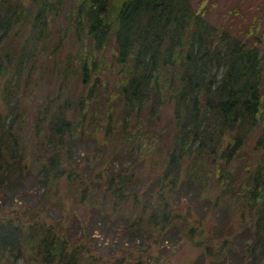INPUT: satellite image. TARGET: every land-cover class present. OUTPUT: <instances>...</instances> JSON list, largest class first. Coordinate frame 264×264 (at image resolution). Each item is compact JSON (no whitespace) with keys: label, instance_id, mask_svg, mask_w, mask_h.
I'll list each match as a JSON object with an SVG mask.
<instances>
[{"label":"trees","instance_id":"1","mask_svg":"<svg viewBox=\"0 0 264 264\" xmlns=\"http://www.w3.org/2000/svg\"><path fill=\"white\" fill-rule=\"evenodd\" d=\"M64 1L0 0V187L5 200L20 203L26 194L38 198L35 207L21 213L0 214V264H141L144 246L173 242L175 234L187 235L215 264H264V27L259 30L260 20L244 34L231 33L211 19L216 0H70L66 24L57 33L62 35L58 40L73 36L69 55L77 58L78 65L63 68L58 92L39 110L34 126L37 140L29 152L21 148L22 128L9 118L16 107L10 97L23 77L31 78L35 72L39 51L48 49L49 23L63 11L55 17L49 13L61 9ZM106 62L110 71L105 73ZM96 68L99 73L90 82L88 75ZM67 69L82 77L84 88L88 86L76 99L66 81ZM120 72L124 75L118 83ZM172 99L170 126L159 128L160 109L164 105L165 110ZM42 120L47 121L39 124ZM88 123H96L90 132ZM101 127L106 131L103 139L117 143L108 147V158L94 176L99 180L82 187L81 201H86L88 187L102 185L111 200L101 208L100 222L121 219L117 229L128 239L119 240L121 256L98 262L92 245L85 243L94 236L89 232L93 222L76 230V225L48 222L46 215L63 206L70 191L63 194L59 185L49 198L47 189L65 175L72 178L68 166L79 144L74 140L88 139V134L93 140ZM170 130L164 151L163 137ZM95 147L99 155L100 139ZM149 152L159 157L152 161L158 175L150 182L154 188L143 191L137 187L145 182L138 166H143ZM27 182L33 193L27 191ZM79 183L85 180L79 178ZM73 185L78 183L69 188ZM211 195V205L242 217L240 231L225 223L234 237L218 239L217 228L207 231L199 226L201 220L191 221L173 205ZM40 211L44 216L33 217ZM136 249L141 251L137 258Z\"/></svg>","mask_w":264,"mask_h":264},{"label":"rangeland","instance_id":"2","mask_svg":"<svg viewBox=\"0 0 264 264\" xmlns=\"http://www.w3.org/2000/svg\"><path fill=\"white\" fill-rule=\"evenodd\" d=\"M69 1L70 0H65L61 9L56 8L50 11L49 17H55L56 15L62 13V11L63 13L55 22L51 21L49 23L51 30L48 39V49H41L42 51H39V59L35 63V72H32L31 78L23 77L22 83H20L17 91H15L13 96L10 97L11 103L16 104V107L10 111L11 114L9 118H12L15 122V126L22 128L19 133V141L22 144L21 148L24 149L25 147L29 152H31V149L28 147L33 144L35 145L37 140V136L34 135V126L39 110H44V104L46 101L58 92L59 83L64 78L63 68L69 67L72 69L78 65L77 58L73 59L69 55V52L74 48L71 44V38L73 36L69 40H66L70 37V34L63 35L65 39L58 40V37H62V35H58L57 33L59 30H62L63 26L66 24L65 12L68 11L72 5ZM209 14L212 15V21L216 22L220 29L224 28V30L231 33L237 32L244 34L245 31L250 28V25L257 19L260 20V30V28L263 29L264 27V0H216V3L211 5ZM58 41L62 42L59 43ZM261 48L262 50L264 49V43H261ZM70 69H67L66 81H69L68 83L72 85V94L76 99V95L82 90H88V86H85L84 88L85 82H83L82 77L77 74L76 76H73ZM107 71H110V66H108L106 62L105 73ZM98 73L99 70L97 68L91 70L88 75L89 81L92 82L94 76ZM118 75V83H121L124 74L120 72ZM105 84L106 82H104V85ZM62 98H64V95ZM166 106L165 110L163 109L164 105L160 109L159 121L157 120L159 128L170 126L171 118L173 117L174 100L172 99ZM72 115L73 112L69 113L68 117H72ZM47 120H42L39 124H45ZM95 125L96 123H92L90 126V123H88V131L90 132L91 128ZM171 131L172 130L167 132V134L163 137L162 144H164V151H166L165 148L170 143L172 135ZM105 132L106 131L101 127L97 128V138L93 140L90 138V134H88V139L87 137L76 138L74 142L77 141L76 144H79L73 152L72 163L68 166L73 170L72 178L68 180L67 175H65L62 179L55 180L54 184L47 189V192H50L48 194L49 198L54 196L53 192L58 190L59 185L61 186L63 194H66V191L70 190L63 199V206L56 207L54 210H51V215H46L48 222L57 221L60 225L64 222V227L76 225V230H81L83 226L82 224H90V222H93L89 226V232H92L94 236L91 237L90 240L86 239L85 243L89 246L92 245V253L95 256V260L98 262L105 259H111L112 257L121 256L123 251L120 249L119 240L126 241L128 239L122 231L120 232L119 229H117V226L122 223L121 219H118L115 223H113V221L109 222L103 218L104 221L102 220V222H100L102 219L100 218L101 208L110 205L111 200V194L108 191L106 192L102 185L93 187L92 184L91 187H88L85 195L86 201H81V196L83 194L82 187L85 184H88V182L90 183L95 182V180H99L94 176H96V173L99 170H102L101 168H103L105 160L108 158L111 151L108 147L117 143L114 139L109 140V142L105 141V139H103ZM156 136L158 138L157 134ZM99 139L102 143V150L99 155H95L97 150L95 146H97ZM31 140L34 141L30 143ZM152 155L154 154L149 152L143 166H138V169L141 172V178L145 180V182L143 185L140 184V186L137 187H140L143 191H150L148 189L154 188V186L151 187L150 182L154 181L158 175V168L152 164V161L158 162L159 157L155 156L153 158ZM79 178H83L85 183H79ZM71 183H78V185H73L70 189L69 185ZM25 186L27 191H31L32 193L34 192L30 182H27ZM155 188H159V185H156ZM128 190L129 188H126V192H128ZM18 197L20 199L23 198L21 195ZM213 198L214 195H211V197L209 196L206 200L204 198L202 201L200 198V200H196L198 202L193 203L189 198H187L183 199L181 203L173 205L176 211L181 212L182 215L187 216L191 221L195 219L201 220L199 226H203L207 231L210 228H217L216 234L218 235V239L224 236L234 237V233H228V231H226L225 223L231 225L229 229H239L238 231H240V229H242V217L240 214L232 216L227 213L224 208L221 209L214 207L210 204V201ZM5 199L6 198L2 197V190L0 187V204H4L5 206L4 209H0L1 215L7 211L10 214H14L16 211L21 213L23 210L25 211L30 209L35 205L38 198L35 199L34 196L26 194L20 203L15 202L14 200L11 201ZM225 201L226 200L222 201L224 206ZM96 204L98 207H96ZM240 207H242L241 204ZM247 214L248 213L246 212V215ZM36 216L37 218H41L44 214L40 211L33 217ZM247 220H249V216L244 217V221L246 222ZM111 226L114 227L110 228ZM246 228L247 227L245 225L244 229ZM239 237L240 235L237 236L236 239L239 240ZM81 238H85V236L82 235ZM219 243L220 241H218V244ZM163 244L164 245H160L158 242H153L152 245L144 246L147 247V249L145 250L146 255L144 262L141 261V264H215L211 261V258L209 260L206 255H202L199 246L194 245L187 235L180 236L175 234L173 242L168 241ZM239 244H242L241 240L237 243V245ZM136 248L139 249V247ZM134 252L136 255L135 258L141 254V251L137 249L134 250ZM149 252H151V254ZM150 255H152V257H150ZM157 256H159V260L158 262H154ZM261 260L264 263V257ZM84 264H89V262L86 263L84 261Z\"/></svg>","mask_w":264,"mask_h":264}]
</instances>
